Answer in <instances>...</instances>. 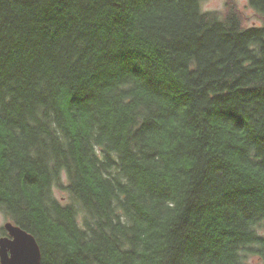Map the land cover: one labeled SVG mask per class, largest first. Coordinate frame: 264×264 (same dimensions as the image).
Segmentation results:
<instances>
[{
    "label": "trees",
    "instance_id": "1",
    "mask_svg": "<svg viewBox=\"0 0 264 264\" xmlns=\"http://www.w3.org/2000/svg\"><path fill=\"white\" fill-rule=\"evenodd\" d=\"M203 2L0 0V215L41 264H264V23Z\"/></svg>",
    "mask_w": 264,
    "mask_h": 264
},
{
    "label": "water",
    "instance_id": "2",
    "mask_svg": "<svg viewBox=\"0 0 264 264\" xmlns=\"http://www.w3.org/2000/svg\"><path fill=\"white\" fill-rule=\"evenodd\" d=\"M7 235L0 236V264H41L37 238L13 221L4 223Z\"/></svg>",
    "mask_w": 264,
    "mask_h": 264
},
{
    "label": "rangeland",
    "instance_id": "3",
    "mask_svg": "<svg viewBox=\"0 0 264 264\" xmlns=\"http://www.w3.org/2000/svg\"><path fill=\"white\" fill-rule=\"evenodd\" d=\"M235 1L244 16V22L247 26L261 25L264 23V18L250 6L249 0H204V10H212L223 13L227 10V4ZM5 219L0 215V226L4 225Z\"/></svg>",
    "mask_w": 264,
    "mask_h": 264
}]
</instances>
